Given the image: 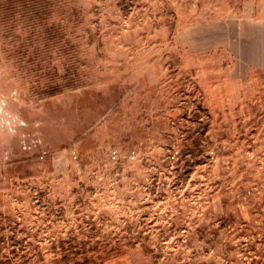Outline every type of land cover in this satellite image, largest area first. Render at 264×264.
<instances>
[{
    "label": "rangeland",
    "instance_id": "rangeland-1",
    "mask_svg": "<svg viewBox=\"0 0 264 264\" xmlns=\"http://www.w3.org/2000/svg\"><path fill=\"white\" fill-rule=\"evenodd\" d=\"M0 264H264V0H0Z\"/></svg>",
    "mask_w": 264,
    "mask_h": 264
},
{
    "label": "trees",
    "instance_id": "trees-1",
    "mask_svg": "<svg viewBox=\"0 0 264 264\" xmlns=\"http://www.w3.org/2000/svg\"><path fill=\"white\" fill-rule=\"evenodd\" d=\"M66 258L68 257V256H65Z\"/></svg>",
    "mask_w": 264,
    "mask_h": 264
}]
</instances>
